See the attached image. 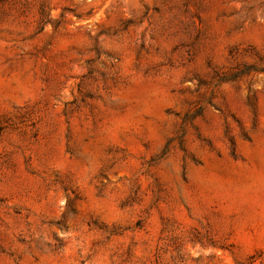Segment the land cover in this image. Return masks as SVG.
<instances>
[{"label": "rangeland", "instance_id": "374dc122", "mask_svg": "<svg viewBox=\"0 0 264 264\" xmlns=\"http://www.w3.org/2000/svg\"><path fill=\"white\" fill-rule=\"evenodd\" d=\"M261 68L264 0H0V264H264Z\"/></svg>", "mask_w": 264, "mask_h": 264}, {"label": "trees", "instance_id": "16d2710c", "mask_svg": "<svg viewBox=\"0 0 264 264\" xmlns=\"http://www.w3.org/2000/svg\"><path fill=\"white\" fill-rule=\"evenodd\" d=\"M252 69V68H250ZM251 71V70H249ZM255 71V70H254ZM259 71H264V68H261V70ZM247 72H234V71H229V72H226L224 73L220 78H219V82L220 83H224V82H233L235 81L236 79H238L240 76L246 74ZM0 132H1V126H0Z\"/></svg>", "mask_w": 264, "mask_h": 264}]
</instances>
